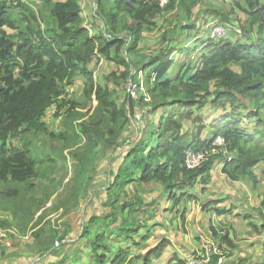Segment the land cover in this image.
Masks as SVG:
<instances>
[{
    "label": "trees",
    "instance_id": "16d2710c",
    "mask_svg": "<svg viewBox=\"0 0 264 264\" xmlns=\"http://www.w3.org/2000/svg\"><path fill=\"white\" fill-rule=\"evenodd\" d=\"M176 1L188 16L197 8L196 19L206 14L216 16L220 21L216 23L228 21L229 14L212 5V0H169L166 7ZM229 2L231 9L246 16L238 23L234 40L209 38L202 47H198L200 40L194 46L180 47L179 41L171 39L140 65L141 69L151 67L145 77L149 101L143 94L137 97L146 104L144 115L155 117L161 108L168 109L156 124L146 120L141 126L139 139L128 145L106 189L105 204L110 209L91 215L81 230L93 264H152L169 244L167 238L153 246L143 244L152 235L154 225L147 223L153 220L156 209L148 210L152 217L139 218L140 222L135 215L154 201L148 203L138 194L123 201L121 195L127 196L128 190L158 183L175 205L182 199H192L189 190L197 183H207L217 163L222 164L220 171L228 180L237 181L241 177L255 178L254 168L264 162V0ZM95 4L107 36L82 24L79 0H0V203L3 201L16 220L20 217L24 222L33 215L28 204L17 199L20 184L29 183L31 188V180L41 172L43 163L54 160L51 153L34 143V136L44 133L62 140L63 145L54 153L61 155L64 148H71L72 157L83 164L96 147L117 144L134 111L136 101L128 94V107L119 106L108 87L95 80L87 64L93 58L108 59L123 64L122 76H126L128 65L121 56L125 41L115 35L120 13L125 12L131 21L124 29L135 45L141 30L153 26L151 19L162 9L155 0H95ZM196 27L191 22L180 28L189 31ZM193 48L200 53L195 65L186 58L174 65L176 71L171 74V56ZM77 72L86 79L83 93L94 102L92 110L87 118H76V103L69 102L63 118L66 131L55 135L41 118ZM205 108L215 116H203ZM184 121L195 126L183 130ZM218 136L224 139L226 153L212 144ZM189 148L210 153L197 167L187 169L184 153ZM216 202L210 200L205 208ZM215 211L221 214L223 209ZM36 226L30 224L29 231ZM40 231L31 233L37 237ZM220 238L232 245L226 236ZM82 249L77 247L58 264L76 258ZM219 258V254H213L211 264H222ZM174 259L172 264H186L176 255ZM258 264H264V260Z\"/></svg>",
    "mask_w": 264,
    "mask_h": 264
},
{
    "label": "rangeland",
    "instance_id": "374dc122",
    "mask_svg": "<svg viewBox=\"0 0 264 264\" xmlns=\"http://www.w3.org/2000/svg\"><path fill=\"white\" fill-rule=\"evenodd\" d=\"M155 1L157 3V0ZM210 3L220 9L221 12L229 14L228 21L223 22L227 28V33L221 38V41L234 40L238 23L243 21L246 16L239 10L231 9L232 4L229 0H212ZM79 4L82 24H86L94 33L109 35L108 31L105 30L104 21L96 9L95 0H79ZM167 4L158 5L162 10L151 19L155 22L154 25L141 30L135 45L132 42L134 39L129 38L128 30L124 29L125 24H131V21L125 12L120 13L118 17L119 26L115 35L125 41L121 56L128 65L126 71L129 73L126 76H122V72L125 71L123 64H117L108 59L103 58L97 61L96 58H93L87 64V68L92 71L95 80L108 87L112 92V98L119 106L128 107L125 101L128 94L136 101L134 111L129 116L128 124L123 127L117 137L116 145L96 147L91 155L84 158L83 164H80L70 154L71 148H64L61 155L55 154L57 148L63 145L62 140L47 137L44 133L34 136V143L41 146L45 152L51 153L54 160L43 163L40 168L41 172L31 180L33 184L31 188L28 186L29 183L20 184L17 199L20 198L19 201L28 204L30 212L33 213L31 217H26V221H21L20 217L16 220L11 211L4 208L5 205L1 201L0 264H58L77 247H83L80 255L76 258L72 257L68 262L64 261L63 264H93V259L89 258L90 248L86 240L81 238V230L91 215H98L110 209V206L105 204L106 189L111 183L113 173L125 155L128 145L139 139L141 126H144L146 120H152L156 124L159 115L168 109V107L161 108L155 117L144 115L146 104L143 101H138L137 97L143 94L148 100L145 77L150 72L151 67L141 69L140 65L168 45L171 39L175 40L174 42L179 41L180 47L194 46V43L200 40L198 47H202L203 42L210 40V27L214 23L220 22L216 16L206 14L204 17L200 16L196 19L194 14L197 8L188 16L178 1L172 7H166ZM191 22H195L197 26L194 30L188 31L180 28L183 24H190ZM166 36L169 38L168 40L165 39ZM171 57L173 66L169 72L174 75L176 71L174 65L177 62L189 58L194 64L199 60L200 53L193 48L187 53L176 52ZM138 80L140 81L138 88L136 87L132 96L131 84ZM85 81L86 79L81 73H75L70 82L63 85L62 94L56 102L44 112L41 121L53 134L59 135L66 131L63 118L66 115L69 102L74 101L76 103L74 111L77 110L79 113L76 118L81 116L87 118L90 114L94 102L84 96ZM203 111V116L209 118L215 116L209 108H205ZM194 126V123L183 122V130ZM15 145L17 146L18 142H15ZM212 170L214 172L213 177L211 176L207 183H197L194 189L189 190L190 194L193 195L192 199L182 200L175 205H171L172 202L167 200L166 193L158 183L140 186L137 191L128 190L127 196L121 195L123 201L125 197L130 199L131 196L138 194L146 202L158 203L152 221L160 223L161 226L152 229L151 237L143 244L151 245L161 237H166L169 244L162 256L153 261L152 264H172L174 263L173 255L187 260L190 255L197 253L201 248L199 235L206 239L211 238L213 242L219 244L223 255H225V248L227 247L224 244L225 241L220 238L225 230L229 231L230 234L235 232V239L242 244H245L243 243L244 240L247 242L250 239L254 240L253 238L258 239L259 244L256 246L260 248L258 262L264 260V205H262L264 162L259 163L254 168L255 178L241 177L239 185L235 187H231V182L226 177H220L218 163ZM176 194L179 195V192ZM225 196L232 198L241 196L242 200L247 197L248 203H250L249 207H255L251 217L257 220V224L262 221L263 223L256 225V228L253 225V228L251 226L250 228L245 227L247 232L242 231L243 236L239 237L237 233L239 229L233 228L234 226L241 228L238 226L240 221L237 219V214L234 216L231 214L229 218L221 219L217 216L218 214L211 211L213 209L205 211L202 208H205V202L211 198ZM183 204L187 209L185 212H182ZM148 210L150 209L143 207L135 215L138 218L137 222H140L139 218L148 219L152 217ZM181 214L184 215L181 216ZM39 216L42 218L37 223L36 220ZM33 223L37 226L29 231L30 224ZM39 228H41L39 235L33 236L31 232H36ZM212 228L215 230L214 233ZM134 236L136 239L139 237L138 234ZM137 252L139 249H136Z\"/></svg>",
    "mask_w": 264,
    "mask_h": 264
},
{
    "label": "crops",
    "instance_id": "0c3cea01",
    "mask_svg": "<svg viewBox=\"0 0 264 264\" xmlns=\"http://www.w3.org/2000/svg\"><path fill=\"white\" fill-rule=\"evenodd\" d=\"M221 166H222V164L219 163L218 164V172L220 173V177L224 176L221 173V171H220V167ZM213 173H214L213 170H211L210 176L213 177ZM240 181L241 180L230 181L231 185H232L231 187L238 186ZM160 195H162V193H160ZM240 197L241 196H236L235 198H232L231 196H228V197L225 196V197H220V198H211V200H217L216 205H210L208 208L207 207L206 208L202 207V208L205 211L213 209L211 211L213 213H216V214H218V213L215 210L220 209V208L223 209V212L221 214L217 215L221 219H224V217H228L229 218L231 214H232L231 216H234V215L237 214L238 218L237 217L236 218L239 219V221H240L238 226H241V228H238V227H235V226L233 228L234 229H239V231L237 233H238L239 237H242L243 236L242 231L243 232H247V230H245V227L250 228V226H251L253 228L252 225H255V226L257 225L258 226L261 223H263V221L260 224H257V220L255 218L251 217L252 216V212H254L253 210L255 209V207H252V206L249 207L250 203H248L247 197L244 200H242V198H240ZM166 198H167V195H166ZM229 199H230V201H229ZM182 200L183 201H188L189 199L188 200L182 199ZM182 200H180V201H182ZM209 201L210 200H208L207 202H209ZM207 202H205V204ZM148 203H150V202H148ZM157 207H158V203L154 202V205H151L150 207H148V209H150L152 211L153 209H157ZM186 210L187 209L185 208V204H183L182 212L183 211L185 212ZM238 211H240V212H238ZM153 215H154V211H153ZM148 225L149 226H153L154 225V229L155 228L157 229L158 227L161 226L160 223L152 221V220L149 221ZM232 231H234V230L232 229ZM240 233H242V234H240ZM234 235H235V232L230 234V232L227 231V230H225V233L223 234V236H226V238H228L231 241L232 245H229L227 243L228 241L225 240L224 244L226 245L227 248H225L226 249V254L222 257V262H223L222 264H237L241 260H244V262H243L244 264H258L259 263L258 262V257L260 256V252H259L260 248L256 247V246L259 244V240L258 239L256 240L255 238H253L254 240H252V239L247 240V242L244 240L243 243H245V244H242V242H238V240L235 239ZM205 237H208V236H205ZM161 238H166V237H161ZM198 238H199V240H201V243L203 242V240L206 239V238H203L202 235H199ZM207 240H212V239L210 238V239H207ZM156 242H154L153 244L148 245V246H153V245H155ZM250 245H251V247H250ZM173 261L175 262L174 255H173Z\"/></svg>",
    "mask_w": 264,
    "mask_h": 264
},
{
    "label": "built area",
    "instance_id": "2783aa9c",
    "mask_svg": "<svg viewBox=\"0 0 264 264\" xmlns=\"http://www.w3.org/2000/svg\"><path fill=\"white\" fill-rule=\"evenodd\" d=\"M169 0H157L158 5L163 6L164 4H167ZM227 33V28L225 24L223 23H214L210 27L209 32V38L212 40H219L223 38ZM139 80L135 83H132L130 90L131 94H133L136 91V87L138 88ZM135 85V88L132 89V87ZM140 88V87H139ZM214 148L216 150H219L223 153H226L225 149L222 148L224 145V139L221 136L216 137L212 142ZM210 153L209 150H193V149H187L184 153V165L187 169H193L197 167ZM213 254H219L220 258L218 259V263L222 262V257L224 256L222 253V249L213 242L212 240H203L201 243V248L199 249L197 254L190 255L187 258L186 264H211V256Z\"/></svg>",
    "mask_w": 264,
    "mask_h": 264
},
{
    "label": "clouds",
    "instance_id": "9594fccd",
    "mask_svg": "<svg viewBox=\"0 0 264 264\" xmlns=\"http://www.w3.org/2000/svg\"><path fill=\"white\" fill-rule=\"evenodd\" d=\"M187 261V260H186Z\"/></svg>",
    "mask_w": 264,
    "mask_h": 264
}]
</instances>
